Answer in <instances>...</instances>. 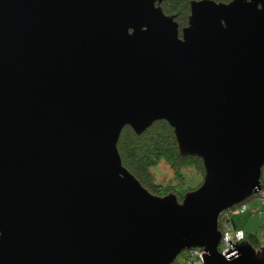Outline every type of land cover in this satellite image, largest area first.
Wrapping results in <instances>:
<instances>
[{
    "label": "water",
    "instance_id": "obj_1",
    "mask_svg": "<svg viewBox=\"0 0 264 264\" xmlns=\"http://www.w3.org/2000/svg\"><path fill=\"white\" fill-rule=\"evenodd\" d=\"M0 0V264L226 258L221 215L264 187V0ZM165 120L204 179L182 200L124 167L123 129Z\"/></svg>",
    "mask_w": 264,
    "mask_h": 264
},
{
    "label": "trees",
    "instance_id": "obj_2",
    "mask_svg": "<svg viewBox=\"0 0 264 264\" xmlns=\"http://www.w3.org/2000/svg\"><path fill=\"white\" fill-rule=\"evenodd\" d=\"M192 0H163L161 6L168 15H175L181 27L187 25L190 14V2ZM218 2H229L231 0H215ZM118 149L125 168H127L141 183L153 194L164 196L176 192L180 200L191 190L198 188L204 179V165L202 159L196 156L184 157L179 152L178 143L171 125L160 120L155 122L142 134H137L131 127L123 129ZM162 163H167L175 174L176 184L163 185L155 180L153 168L159 167ZM188 168L196 169L199 176V184L194 189L183 188L179 181L183 182L185 171ZM173 190V191H171ZM219 221L220 230L223 223ZM234 225V220L232 219ZM247 241L252 245L259 243L255 235L247 236Z\"/></svg>",
    "mask_w": 264,
    "mask_h": 264
},
{
    "label": "rangeland",
    "instance_id": "obj_3",
    "mask_svg": "<svg viewBox=\"0 0 264 264\" xmlns=\"http://www.w3.org/2000/svg\"><path fill=\"white\" fill-rule=\"evenodd\" d=\"M155 172V180L163 185L176 184L178 180H174L175 174L173 170L169 167L167 163H162L159 167L153 168ZM196 169L188 168L185 173V180L183 182L179 181V185L183 188L194 189L199 184V176L196 173ZM264 181V168L262 182ZM173 191V190H171ZM175 194L176 192L173 191ZM242 204L246 205V210L244 213H236L232 215V218L237 225V228L243 230L247 236L255 235L259 241V246L264 245V200L258 198L257 195H253ZM255 246V244L253 245ZM256 245V249L259 247ZM175 264H185L184 253L180 254L177 258Z\"/></svg>",
    "mask_w": 264,
    "mask_h": 264
},
{
    "label": "built area",
    "instance_id": "obj_4",
    "mask_svg": "<svg viewBox=\"0 0 264 264\" xmlns=\"http://www.w3.org/2000/svg\"><path fill=\"white\" fill-rule=\"evenodd\" d=\"M258 198L263 202L264 200V187L256 194ZM246 210L245 204H238L233 208H230L222 213V242L220 245V252L226 257L231 258L239 254V246L247 241V235L243 230L236 228L232 223V215L239 213L242 214ZM184 253L185 264H204L203 262V249L195 248L187 250Z\"/></svg>",
    "mask_w": 264,
    "mask_h": 264
},
{
    "label": "flooded vegetation",
    "instance_id": "obj_5",
    "mask_svg": "<svg viewBox=\"0 0 264 264\" xmlns=\"http://www.w3.org/2000/svg\"><path fill=\"white\" fill-rule=\"evenodd\" d=\"M259 244L260 243H255V246L254 247H256V245L259 246ZM257 249H260V251L264 252V245L263 246H259Z\"/></svg>",
    "mask_w": 264,
    "mask_h": 264
},
{
    "label": "crops",
    "instance_id": "obj_6",
    "mask_svg": "<svg viewBox=\"0 0 264 264\" xmlns=\"http://www.w3.org/2000/svg\"><path fill=\"white\" fill-rule=\"evenodd\" d=\"M263 185H264V181H263ZM234 225L236 226V228H237V225L234 223Z\"/></svg>",
    "mask_w": 264,
    "mask_h": 264
}]
</instances>
